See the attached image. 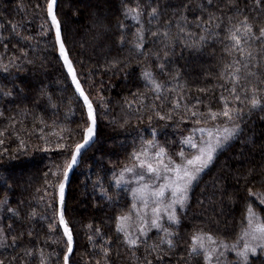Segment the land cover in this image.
Listing matches in <instances>:
<instances>
[{
    "label": "snow or ice",
    "instance_id": "6c2138e0",
    "mask_svg": "<svg viewBox=\"0 0 264 264\" xmlns=\"http://www.w3.org/2000/svg\"><path fill=\"white\" fill-rule=\"evenodd\" d=\"M96 7L98 10L93 14L94 24L98 35L102 37L111 31L107 23L111 0H96ZM36 8L45 13L39 35L51 39L54 58L61 65L64 81H70L69 87L82 101L80 120L74 129L53 121L51 127L59 129L50 134L56 137L53 149L52 141L44 132L50 126L43 117L38 118V123L43 125L38 137L42 143L36 144L33 151L47 153L56 150L64 159L43 173V187L37 189V192L43 193L39 196V202L44 206L45 214L41 215L32 208L23 216L19 206H8L7 192L14 189V183L10 181L17 172L22 176L27 169L28 161L21 157L32 147L28 140L35 135L36 124L31 130L24 127L17 130L16 125H23V120L12 118L10 127L16 132L17 148L11 151L4 148L0 151V169L8 173L7 176L0 175V186L6 190L5 195L0 198V212L6 211L10 221L6 226L0 221V248L15 249L19 246L18 242L27 236L29 246L22 248L20 257L13 256L9 264H15L18 258L20 264H32L33 260L37 264H74L76 238L73 223L66 215V189L70 173L83 162L85 151L97 140V105L103 106L104 101L103 97L93 99L83 86L81 74L67 47L58 0H45L43 5L37 3ZM116 11L119 13L116 19L118 46L123 48L126 44L129 45V58L122 60L112 57L106 61L105 68H127L133 53L145 58L139 79L143 81L147 91L137 89L130 93L132 100L125 98V101L129 108L133 102L137 104L136 112L139 115L136 118L139 123L142 124L144 116H147L151 138H145L143 132H138L139 146H134L128 154L129 162L118 171L114 168L111 173V186L117 190L130 188L132 200L127 211L115 216V234L131 254L135 264H165L166 257L170 264V258L178 246L180 213L186 211L194 185L200 181L202 173L214 164L219 152L236 140L249 143L250 138L246 136V132L254 114L260 113V119L264 120V0H251V3L248 0H226L223 7L218 0L215 3L214 0H206V3L202 0L195 4L193 0H178L175 5L167 2L162 4L161 0H119ZM189 12L194 13L192 19H189ZM125 21H131L135 27L131 39L128 34L129 25ZM9 23L10 36H15L22 42L34 39L33 36L24 34L23 23ZM4 27L0 23V29ZM149 36L153 43L159 42L162 45L160 51L163 55H160V51L155 53L158 62L154 67L148 63L150 53L144 51ZM6 39L9 37L0 35V40ZM210 39L218 40L223 46L216 77L218 81H222L217 85L222 91L219 96L220 106L215 109L211 101L205 103L200 96L194 98L195 103H191L192 98L184 93L186 85L180 82V72L166 70L168 58L175 55L177 43L183 48L199 50ZM4 47L7 49L8 45L5 44ZM28 65H35V61L28 58V53L23 48L20 49L19 56L10 57L7 63L0 58V72L9 77L14 76L13 69L20 72ZM40 67H44L43 62ZM160 75H167L169 80L160 79ZM13 87L24 91L19 85ZM198 91L207 94L210 90L200 88ZM149 94L151 103H145ZM0 95L12 97L13 91L0 88ZM40 95L46 96L51 108H57L52 95L45 89L40 90ZM169 104L171 107L164 111ZM22 114L26 117L27 110ZM0 116H3V112H0ZM177 117L178 128L189 122L192 127L188 129L187 135L181 134L180 150L170 153L157 140L159 130L153 126V121L169 122L175 121ZM128 124L129 120H124L119 126L126 128ZM7 131V128L0 130V146L5 144L3 137ZM133 144L135 145V139ZM185 147L193 150L190 155L186 154ZM252 171L250 169L247 175L239 177L244 180L245 186ZM96 187H99L106 200L112 201V196L99 178L93 183V188ZM247 193L249 197L256 196L259 204L264 205V195L253 192L251 187L247 188ZM254 203H248L242 221L244 226L232 241L203 228L195 229L186 244L187 261H192L193 264H254V261H259V264H264V216L255 210ZM49 210L51 216L46 214ZM37 217L47 225L43 243H40L33 228L18 233L14 228L17 221L23 226L25 220L33 222ZM85 227L89 231L87 239L92 252L97 253V258L93 259L90 255L86 264H112V238L105 237L101 228H93L92 224ZM153 229L158 238L149 243V233ZM97 237L101 240L99 244ZM33 239L36 240L35 245H32ZM51 245H56V248L49 251ZM141 247L144 248L142 259L137 256ZM229 254L233 259H228ZM179 260H185V257L181 256ZM0 264H5V261L0 260Z\"/></svg>",
    "mask_w": 264,
    "mask_h": 264
},
{
    "label": "trees",
    "instance_id": "16d2710c",
    "mask_svg": "<svg viewBox=\"0 0 264 264\" xmlns=\"http://www.w3.org/2000/svg\"><path fill=\"white\" fill-rule=\"evenodd\" d=\"M80 2L81 0H58L63 33L67 47L81 74L86 92L93 99L103 97L104 104L103 106L97 105L99 113L97 140L85 151L83 162L73 170L66 191V215L73 223L76 238L73 261L74 264H86L90 255L93 259L97 258V253L92 252L88 242L89 231L85 227L92 224L93 228H101L105 237L112 238L110 257L112 264H135L131 254L117 239L114 223L115 216L122 211H127L132 204L130 188L117 190L112 187L111 173L114 168L118 171L120 167L129 162L128 154L134 146H139L138 132H143L145 138H151L147 116H144L142 124L139 123L136 118L139 115L136 112L137 104L133 102L129 108L125 101V98L131 101L130 93L136 92L137 89L141 92L147 91L143 81L139 79L140 68L145 58L137 57L133 53L127 68L107 70L106 61L112 57H119L122 60L129 58V45L126 44L123 48L118 46L119 32L116 28V19L119 13L116 10L119 7V0H111V10L107 12V23L111 31L102 37L98 35V29L94 24L93 14L98 10L96 0H86V6L79 4ZM165 2L175 5L178 0H161L162 4ZM200 2L202 0H193V4ZM203 2L206 3V0ZM215 2L217 0H214ZM248 2L251 3V0ZM37 3L43 5L45 0H0V23L5 25L3 29H0V35L9 37V39L0 40V58L7 63L10 57L19 56L20 49L23 48L27 51L28 58L35 61V65H28L23 71L16 72L13 69V77L0 72V88L13 91L12 97L0 95V112H3V116H0V130L8 129L3 137L5 144L0 146V151L4 148L10 151L17 148L16 132L10 127L12 118L23 120V125H16L17 130L21 127L31 130L34 123L36 124L35 135L28 140L32 147L25 156L21 157L28 161L27 169L21 177H13L10 182L14 183V189L7 192L8 206H19L23 216H26L32 208H35L41 215L45 214V208L39 202V196L43 193L37 192V189L43 187V173L50 166L64 159L56 150L47 153L33 151L36 144L42 143L38 137L43 125L38 123V118L43 117L50 126L45 128L44 132L52 141V147L55 149L56 137L50 134L59 129L51 127L53 121H56L58 125L74 129L80 120L82 105L74 94V90L69 87L70 81H64L61 65L54 58L51 39L39 35L45 13L36 8ZM218 3L223 7L226 0H218ZM193 15L194 13L189 12V19H192ZM10 21L23 23L24 34L31 35L34 39L22 42L15 36H10ZM125 23L129 25L128 34L131 39V33L135 31V27L132 26L131 21H125ZM5 44L8 45L7 49L4 47ZM222 47L218 40L213 39H210L199 50L183 48L177 43L175 55L169 56L166 70L173 73L177 70L180 72V82L186 85L184 93L192 98L191 103H195L194 98L200 96L205 103L211 101L214 109L220 106L219 96L222 90L217 85L222 81H218L216 77L219 72V58L223 55ZM161 48L162 45L159 42L153 43L152 38L148 37L144 51L150 53L148 63L153 67L158 62L155 53ZM160 55H163L162 51ZM42 62L44 63L43 68L40 67ZM160 79L168 81L169 77L160 75ZM13 85L23 87L24 91L21 92L19 87H13ZM200 88H208L210 91L207 94L200 93L198 91ZM41 89H45L48 94L52 95L57 103L56 109L50 107L46 96L40 95ZM145 103H151V94ZM170 107V104L167 105L164 111ZM24 110L28 113L26 117L22 114ZM260 115L256 113L249 120V130L246 132V136L250 138L249 143L244 144L241 140H236L222 150L217 155L214 164L205 170L200 181L194 185L190 192L189 205L185 212L180 213L181 225L177 229L178 246L175 254L170 258V264H178V261L179 264H185L187 261L186 244L195 229L203 228L232 241L244 226L242 221L249 202L254 201L255 210L264 216V211H262L264 205L259 204L256 196L249 197L247 193V188L251 187L253 192L264 195V120L260 119ZM124 120H129V124L126 128H121L119 125ZM178 120L177 117L175 121H153V126L159 130L157 140L167 147L170 153L180 150L181 134L187 135L188 129L192 127L189 122L187 125L181 124L178 128L176 126ZM165 124L168 126H163ZM134 139L135 145L133 144ZM250 169L253 170L252 175L245 186L244 180L239 177L247 175ZM0 175L7 176L8 173L0 169ZM98 178L102 180L104 188L112 196L111 202L101 195L99 187L93 188V183ZM5 191V188L0 186V198L5 195ZM21 201H23L22 204ZM46 214L51 216V211H47ZM8 215L6 211L0 212V221L5 226L10 222L7 219ZM14 228L16 233L33 228L40 243H43L47 232L46 222L40 220L39 217L33 222L25 220L23 226L17 221ZM157 238L154 229L149 233V243ZM96 241L97 244L101 243L99 237ZM18 244L19 246L15 249L0 248V260L9 264L13 256L20 257L22 248L29 246L28 237L25 236ZM35 244L36 240L33 239L32 245ZM54 248L56 245H51L48 250L51 251ZM137 256L143 258V247L138 250ZM181 256H184L185 260H179ZM228 259H233L231 254ZM15 264H20L19 258ZM32 264H37V262L33 260ZM165 264H169L168 257L165 258ZM187 264H193V262L187 261ZM254 264H259V261H254Z\"/></svg>",
    "mask_w": 264,
    "mask_h": 264
},
{
    "label": "rangeland",
    "instance_id": "374dc122",
    "mask_svg": "<svg viewBox=\"0 0 264 264\" xmlns=\"http://www.w3.org/2000/svg\"><path fill=\"white\" fill-rule=\"evenodd\" d=\"M93 2H94V1H93ZM86 3H87L86 0H81V2H80L79 4H81V5H83V6H86ZM192 151H193V150H192L191 148H187V147H185V152H186V154H189V155H190V154L192 153ZM219 153H220V152H219ZM219 153H218V154H219ZM218 154H217V155H218ZM202 174H203V173H202ZM16 175H17V176H16ZM16 175L14 176V178H15V177H21V175H19V173L16 174ZM153 230H154V229H153Z\"/></svg>",
    "mask_w": 264,
    "mask_h": 264
},
{
    "label": "water",
    "instance_id": "95a60500",
    "mask_svg": "<svg viewBox=\"0 0 264 264\" xmlns=\"http://www.w3.org/2000/svg\"><path fill=\"white\" fill-rule=\"evenodd\" d=\"M82 102V101H81ZM73 172V171H72ZM72 172L70 173V176H69V181H70V178H71V174H72ZM68 184H69V182H68ZM66 191H67V189H66Z\"/></svg>",
    "mask_w": 264,
    "mask_h": 264
}]
</instances>
